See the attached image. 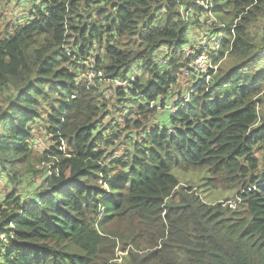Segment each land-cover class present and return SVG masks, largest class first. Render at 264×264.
I'll return each instance as SVG.
<instances>
[{"label":"trees","instance_id":"obj_1","mask_svg":"<svg viewBox=\"0 0 264 264\" xmlns=\"http://www.w3.org/2000/svg\"><path fill=\"white\" fill-rule=\"evenodd\" d=\"M207 1L0 17V264H264V0Z\"/></svg>","mask_w":264,"mask_h":264},{"label":"rangeland","instance_id":"obj_2","mask_svg":"<svg viewBox=\"0 0 264 264\" xmlns=\"http://www.w3.org/2000/svg\"><path fill=\"white\" fill-rule=\"evenodd\" d=\"M210 1V0H208ZM208 1L205 2V4H208ZM31 2L32 0H0V17H2V19L7 22V21H11L16 22L19 20H22L24 18V15L27 13L28 8L31 7ZM211 3V2H210ZM1 23V20H0ZM0 26L2 27L3 25L0 24ZM1 29V28H0ZM193 40H199V33L197 32H193ZM186 52L188 54H192V50L187 49ZM206 57H199L198 60L194 59L192 57V60L190 61L191 67L193 68V70L197 71V72H203L205 74V72L207 70H211L214 67H210V63L207 62V60H203ZM203 60V61H202ZM257 70H262L264 68V61L261 64H257L256 66ZM188 80H185V77L183 76L181 78V86L184 87L186 86V84L188 83ZM191 83V82H190ZM189 85L186 86V88H188ZM109 120V119H107ZM106 120V121H107ZM119 123L121 125L122 128V124H123V120H119ZM34 128H38V125H34ZM42 132V131H41ZM44 134V133H41ZM36 142H35V148H36V152L37 153H44L45 151V145L43 144V142L47 141V138H43L42 135L38 136L37 138H35ZM34 144V142H33ZM47 170V167L45 165V163L37 165L36 167V171L43 173L44 171ZM174 175L177 177V179L180 181L181 184L183 185H190V184H194V185H199L202 183L201 178L203 177L202 173H184L181 171H176L174 172ZM6 177L4 175H0V200H2V198L7 195L8 193L12 192L13 190V186L9 183L6 182ZM40 183V178H37L35 180H33L31 177H24L22 179V182L19 186V197L22 196L24 190L26 191H34L38 184ZM201 195L204 199V201L208 202V203H213L214 201H225L228 199H233L235 194L233 192H213V191H209L206 188H201ZM30 198L28 197L26 199V201H28ZM232 205L234 204V202H231ZM1 241H4V236H1Z\"/></svg>","mask_w":264,"mask_h":264},{"label":"built area","instance_id":"obj_3","mask_svg":"<svg viewBox=\"0 0 264 264\" xmlns=\"http://www.w3.org/2000/svg\"><path fill=\"white\" fill-rule=\"evenodd\" d=\"M89 78H91V76H89Z\"/></svg>","mask_w":264,"mask_h":264}]
</instances>
